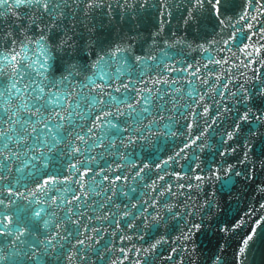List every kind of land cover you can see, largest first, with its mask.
<instances>
[{
	"label": "water",
	"instance_id": "1",
	"mask_svg": "<svg viewBox=\"0 0 264 264\" xmlns=\"http://www.w3.org/2000/svg\"><path fill=\"white\" fill-rule=\"evenodd\" d=\"M0 264H264V0H81L0 96Z\"/></svg>",
	"mask_w": 264,
	"mask_h": 264
}]
</instances>
